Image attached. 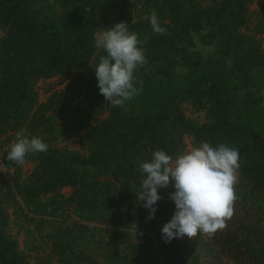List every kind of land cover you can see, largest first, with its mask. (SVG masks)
<instances>
[{
    "label": "rangeland",
    "instance_id": "obj_1",
    "mask_svg": "<svg viewBox=\"0 0 264 264\" xmlns=\"http://www.w3.org/2000/svg\"><path fill=\"white\" fill-rule=\"evenodd\" d=\"M7 2L12 4L13 0L0 1V13L4 14ZM94 2L99 28L104 30L126 22L137 34L142 42L145 65L148 58L153 57L156 61L173 64L177 73L189 74L200 61H218L227 67L242 95L264 106V63L252 62L259 56L264 61V0H251L244 9L234 5V0ZM193 7L196 12H192ZM201 8H207L204 10L209 11L207 16L196 15ZM218 9H222V14L217 17L214 14ZM153 11L165 29L162 34L151 28L149 17ZM31 15L35 20L39 17L35 13ZM2 19L0 14V52L9 29ZM252 50L256 56L250 55L249 59L246 55ZM105 54L100 48L97 56ZM90 69L91 63L80 64V72L75 76L78 85H82L79 97L75 106L61 116H54L52 110L47 109V103L55 93L66 89L71 78L31 76L37 94L35 105L25 116L24 123L6 128L0 134V154L14 167L16 181V186L12 187L0 179V198L9 213L7 231L18 240L29 264H137V256L143 264H264V190H252L239 172L234 214L226 220L223 229L212 235L198 233L170 243L162 239L161 229L174 214L170 193L175 189L171 183L159 189L161 199L155 206V217L149 220L150 210L134 198L136 194L139 196L141 172L113 176L115 156L120 152L118 134L134 124L141 111L116 107L105 101L97 82L88 86ZM138 79L144 78L139 75ZM169 86L166 83L170 91L173 86ZM180 88L174 87L171 91H180ZM174 96L173 93L163 95L167 102ZM223 97L219 88L206 83L178 102L177 110L184 115V122L175 131L182 139L176 156L208 143L197 138L195 129L218 115ZM148 103L158 109L153 99ZM234 115L239 123L264 133V121L258 116L259 109L254 103L246 104L245 110L236 109ZM172 120L171 117L155 122L158 129L172 130ZM20 132L42 137L48 148L76 153L81 160L88 161L78 166V184L33 196L27 185L40 153L28 154L22 165L7 158L10 145ZM220 144L230 145L226 138H220ZM139 161L140 158L137 165ZM85 194L87 198L81 199ZM96 197H100L98 206L88 207V201ZM135 224L137 237L132 234ZM215 254H219L221 261Z\"/></svg>",
    "mask_w": 264,
    "mask_h": 264
},
{
    "label": "trees",
    "instance_id": "obj_2",
    "mask_svg": "<svg viewBox=\"0 0 264 264\" xmlns=\"http://www.w3.org/2000/svg\"><path fill=\"white\" fill-rule=\"evenodd\" d=\"M249 1L234 0V5L244 9ZM194 9L192 12H196ZM205 9L201 8L202 11L196 15L207 16L209 11ZM221 10L218 9L214 15L221 16ZM2 12V22L9 29L0 52V134L6 128L24 123L25 116L35 105L37 94L30 80L33 75L71 78L66 89L55 93L47 103V109L52 110L54 116H61L75 106L82 88L75 77L80 72L81 63H91L88 86L97 82L94 68L100 48L96 47L95 40L102 31L94 0H13L12 4H5V11ZM33 13L39 15L36 20L32 18ZM253 51L248 52L246 57H255ZM252 62L264 63L261 56ZM147 64L140 66L135 73L137 79L139 75L144 78L140 80V94L124 104L139 109L141 115L134 124L123 128L118 134L120 152L115 156L117 162L113 176L118 178L125 173L138 175L140 170L136 161L139 158L149 160L155 150L163 149L170 156H176L182 139L175 131L184 122V115L177 110L178 102L195 88L207 83L219 88L224 97L218 115L195 129L197 138L214 146L220 144V138H226L229 147L239 151L238 172L241 178L251 184L252 190H264V133L239 123L234 115L236 109L243 107L245 110L246 104L252 102L258 107V116L264 121V106L242 95L227 67L218 61H200L189 74L177 73L173 70V64L156 61L153 57L148 58ZM79 76L84 77L83 74ZM166 83L170 85L169 88L173 86L172 89L181 87L180 91H169ZM172 93L176 96L167 102L163 95L171 96ZM227 96H231V99H227ZM150 99L154 100L153 104H158L157 110L149 105ZM171 117L172 130L157 128V119L167 120ZM87 163L76 153L66 154L59 149L48 148L47 152L39 154L27 189L36 197L63 186H75L80 179L78 166ZM85 198L86 194L81 197ZM98 198L88 201V207L98 206ZM134 198L137 199L136 196ZM8 224L9 213L0 198V264H29L18 240L9 235ZM214 257L221 261L219 254ZM135 262L143 264L139 256L135 257Z\"/></svg>",
    "mask_w": 264,
    "mask_h": 264
},
{
    "label": "clouds",
    "instance_id": "obj_3",
    "mask_svg": "<svg viewBox=\"0 0 264 264\" xmlns=\"http://www.w3.org/2000/svg\"><path fill=\"white\" fill-rule=\"evenodd\" d=\"M153 32L164 33L157 13L150 14ZM141 41L126 22L102 30L95 40L97 48L106 53L99 57L94 73L97 87L105 101L123 107L142 90V81L135 73L146 63ZM139 85V87L137 86ZM48 144L39 136L17 133L10 145L8 159L22 165L28 154L47 152ZM239 151L225 144L201 143L173 158L165 150H155L149 160L138 163L143 177L139 196L149 209L148 219L155 217L159 189L170 183L175 210L170 221L161 229L166 243L192 238L198 233L212 235L226 226L234 214L235 185L238 178ZM132 234L137 237L135 224Z\"/></svg>",
    "mask_w": 264,
    "mask_h": 264
},
{
    "label": "built area",
    "instance_id": "obj_4",
    "mask_svg": "<svg viewBox=\"0 0 264 264\" xmlns=\"http://www.w3.org/2000/svg\"><path fill=\"white\" fill-rule=\"evenodd\" d=\"M14 173H15L14 167L12 165H9L4 160L3 155L0 154V179H2L8 185L14 187L16 183Z\"/></svg>",
    "mask_w": 264,
    "mask_h": 264
}]
</instances>
